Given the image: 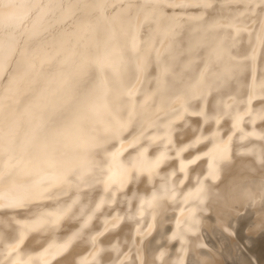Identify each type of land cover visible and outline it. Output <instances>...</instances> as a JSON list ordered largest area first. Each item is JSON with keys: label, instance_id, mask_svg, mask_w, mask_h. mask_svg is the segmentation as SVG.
<instances>
[{"label": "bare ground", "instance_id": "6f19581e", "mask_svg": "<svg viewBox=\"0 0 264 264\" xmlns=\"http://www.w3.org/2000/svg\"><path fill=\"white\" fill-rule=\"evenodd\" d=\"M262 18L264 0H204L199 8L183 0H0V128L14 129L0 145V188L64 178L21 190L33 204L0 208V264H40L41 245L69 238L71 221L25 237L21 226L36 218L28 210H49L48 198L68 184L106 180L107 153L122 136L136 141L126 165L144 148L154 160L169 138L170 157L194 147L152 177L134 171L126 191L118 180L87 192L92 207L101 199L105 207L56 264H264ZM196 156L181 173L179 164ZM213 160L220 179H204ZM126 200L144 217L117 227ZM152 225L133 239L134 228Z\"/></svg>", "mask_w": 264, "mask_h": 264}, {"label": "snow or ice", "instance_id": "6c2138e0", "mask_svg": "<svg viewBox=\"0 0 264 264\" xmlns=\"http://www.w3.org/2000/svg\"><path fill=\"white\" fill-rule=\"evenodd\" d=\"M38 2H42V0H38ZM183 3L194 5L195 7H203L204 6V0H183ZM257 25L254 24L251 26L250 30H256ZM258 47L261 49H264V18L260 19L258 21ZM257 58V52L254 49L252 54V59ZM3 70L2 64H0V71ZM255 96L250 97V101L254 100ZM244 119V116L239 117V122H242ZM14 134V129H9L7 132H5L2 128H0V145H3L7 139ZM246 138V137H245ZM257 139H264V137H256ZM231 141V137H229V140L222 145H219L222 149H228L229 144ZM136 141L135 140H129L127 142H124V137L122 136L119 140L115 141L112 146L110 147L107 158L110 161V167H111V175L104 180L103 176H96L91 177L87 182H76V183H70L67 185L66 189L64 190L63 196H57L55 198L49 197L48 201L51 204V207L49 210L44 212H34L32 210H28L27 215H34L36 218L31 221H26L22 224V232L21 236L25 237L29 232H40L41 229L45 228L46 226H52L54 229L62 230L64 223L71 221L77 225V229L69 234V238L65 240L63 243L55 242L54 240L52 242L46 243V246L41 245V249H37L36 251L39 252L38 259L40 261V264H56L58 259L62 257V254L66 252L70 248V245L72 242L77 238L80 237L82 232L85 229H88L90 225L92 224L95 216V212L101 211L105 207V200L101 199L100 203L95 204L94 207H92V201L86 194L87 192H91L95 189V187L98 186L100 182H103L104 189L106 191H109L113 184L116 181H120V189L121 191H126L128 187L133 182V172L138 171L139 175L142 177L145 174L147 176L152 177L154 174H159L163 166L170 162L173 159H177L178 156L182 155L183 153L188 152L192 147H194L193 144L185 145L180 153H177L175 156L170 157L168 155V151L172 149L173 147V140L171 138L168 139L167 143L163 145L164 150L159 151V154L156 155L154 160H150L148 156V149L144 148L139 151L138 154H134L130 158L129 164L122 163V159L124 157L125 152L133 148L135 146ZM157 149L159 150V145H156ZM98 158L104 159V154H101ZM199 159H201L200 156H196L194 160L190 162H182L179 164V171L181 173H184L190 166V163L198 162ZM230 159V157H229ZM261 163H264V161H261ZM175 173H170L168 179H171V177ZM3 174H0L2 176ZM212 178L215 180L220 179L219 171L216 167V162L213 160L211 162V165L209 166V172L204 179ZM161 179H164L161 177ZM47 181H57L62 183L64 181L63 177L56 176V175H48L39 178L38 180L32 181V182H24L19 185H9L4 188H0V208H22L25 204H33L35 200L37 199L34 196L30 195H24L21 194V190L26 192V190L33 188L37 185H41ZM199 184V181H197ZM77 193L78 195L73 196V193ZM164 192H168L169 189L167 186L163 188ZM172 191H175V189H172ZM203 192V185H200L196 189V193L200 194ZM192 193H188V198H191ZM178 196L173 197V199H177ZM70 200V203H61V200ZM158 199V196L155 191L152 192V200L147 201L148 205L151 206L152 202ZM112 204L116 203L115 197L112 199ZM127 208L125 210V214L123 218L120 217V215L117 213L113 223L119 227L124 223L125 220L129 221H135L136 224H139L141 220L144 217V212L140 211L139 215H136L132 211L131 207V201L126 200L125 201ZM188 214H192L189 212ZM185 213L181 211L180 213V220L178 223L183 222V217ZM154 231V225L150 226L148 228V231L145 233H141L139 228H134L133 232V239L142 241L144 236H147L151 234ZM58 234V233H57ZM103 234H106V230L104 233H98V236H102ZM49 239L51 237L49 236ZM93 239H97V237H93ZM22 247L20 243H17L13 246L12 251L16 252ZM10 264H31V261H24V260H14L11 261ZM123 264V262H121ZM177 264H184L183 260L177 261ZM255 264V261L253 262Z\"/></svg>", "mask_w": 264, "mask_h": 264}, {"label": "rangeland", "instance_id": "374dc122", "mask_svg": "<svg viewBox=\"0 0 264 264\" xmlns=\"http://www.w3.org/2000/svg\"><path fill=\"white\" fill-rule=\"evenodd\" d=\"M37 117V116H36ZM36 117H33L32 119L34 120V119H36ZM49 175H51V174H49Z\"/></svg>", "mask_w": 264, "mask_h": 264}]
</instances>
